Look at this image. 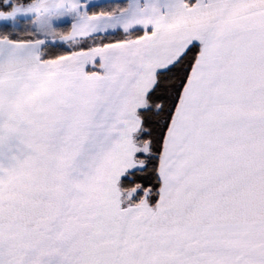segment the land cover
Instances as JSON below:
<instances>
[{"label":"snow or ice","instance_id":"1","mask_svg":"<svg viewBox=\"0 0 264 264\" xmlns=\"http://www.w3.org/2000/svg\"><path fill=\"white\" fill-rule=\"evenodd\" d=\"M0 25V264H264V0Z\"/></svg>","mask_w":264,"mask_h":264},{"label":"trees","instance_id":"2","mask_svg":"<svg viewBox=\"0 0 264 264\" xmlns=\"http://www.w3.org/2000/svg\"><path fill=\"white\" fill-rule=\"evenodd\" d=\"M69 24H65V25H63V27H67ZM7 27H9L8 25H0V28H7Z\"/></svg>","mask_w":264,"mask_h":264},{"label":"rangeland","instance_id":"3","mask_svg":"<svg viewBox=\"0 0 264 264\" xmlns=\"http://www.w3.org/2000/svg\"><path fill=\"white\" fill-rule=\"evenodd\" d=\"M70 21H65L61 26L65 25V24H69Z\"/></svg>","mask_w":264,"mask_h":264},{"label":"crops","instance_id":"4","mask_svg":"<svg viewBox=\"0 0 264 264\" xmlns=\"http://www.w3.org/2000/svg\"><path fill=\"white\" fill-rule=\"evenodd\" d=\"M70 24V23H69Z\"/></svg>","mask_w":264,"mask_h":264}]
</instances>
